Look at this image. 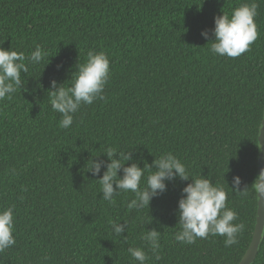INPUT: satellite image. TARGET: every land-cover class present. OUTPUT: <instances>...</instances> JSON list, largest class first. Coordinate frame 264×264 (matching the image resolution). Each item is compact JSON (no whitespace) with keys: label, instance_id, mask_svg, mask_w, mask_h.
<instances>
[{"label":"trees","instance_id":"obj_1","mask_svg":"<svg viewBox=\"0 0 264 264\" xmlns=\"http://www.w3.org/2000/svg\"><path fill=\"white\" fill-rule=\"evenodd\" d=\"M252 2L0 0L2 47L28 56L39 45L47 53L39 64L25 61L23 89L0 101V209L15 206L16 239L0 264H138L129 247L143 248L146 264L239 262L258 207L250 187L264 119V0H254L258 38L247 52L230 58L210 49L215 17ZM90 50L110 61L103 99L82 105L71 127L61 128L51 81L69 86ZM109 147L132 153L125 166L152 165L171 152L190 176L223 187L234 223L244 225L237 243L226 247L219 235L192 244L175 239L178 201L191 178L167 182L149 208L129 210L131 192L103 200L97 179L106 169L99 176L87 170L90 159L110 162ZM148 175L146 169L141 187ZM235 176L241 190L249 187L247 196L232 189ZM113 220L127 222L121 237L111 230ZM152 228L161 232L158 260L141 239ZM251 264H264V230Z\"/></svg>","mask_w":264,"mask_h":264},{"label":"clouds","instance_id":"obj_2","mask_svg":"<svg viewBox=\"0 0 264 264\" xmlns=\"http://www.w3.org/2000/svg\"><path fill=\"white\" fill-rule=\"evenodd\" d=\"M258 5L242 3L232 10L231 15L223 12L214 19L215 27L212 30L214 40L211 44V52L219 56L236 58L247 52L250 45L258 38L255 17ZM201 35L207 39L209 33L202 31ZM0 44V101H3L17 91L23 89L22 73L28 71L27 60L31 64H39L47 55L39 45L26 56L24 52L5 49ZM76 75L71 77L72 83L65 87L57 81H51L50 105L53 111L61 114L62 119L59 127L69 128L73 124L74 114L82 105H91L97 99H103L105 86L110 78V61L104 52L89 51L86 62L77 65ZM264 119L259 121L258 137L264 128ZM260 148V144L257 145ZM108 158L106 162L100 159H90L88 170L93 175L99 176L102 168L101 178L97 179L101 186L102 199L113 203L115 196L121 192H131L134 198L127 203L129 210L149 208L154 197L163 194L167 190V182L177 177L183 181L191 178L182 189V196L178 201V212L181 230L177 232L175 239L179 242L192 244L197 238L206 239L209 235L225 237L226 247L237 243V234L244 228L243 224H236L237 214L226 206L227 193L223 187L215 186L213 182L204 177L193 178L189 175L187 167L181 160L171 152L160 155L154 159L152 165L145 164L143 167L133 161L125 166L127 161L132 160V153L118 152L116 148L109 147L104 152ZM99 157V156H95ZM149 175L146 177V185L141 187V180L145 170ZM123 175H118L121 172ZM242 181L239 176L233 177L232 189L247 196L249 187L240 189ZM115 185V187H114ZM251 191L256 199L264 198V168L251 185ZM14 205L0 209V253L16 244L13 235L14 227ZM152 222V221H151ZM150 222V223H151ZM111 230L114 235L121 237L127 230V222L113 220ZM161 232L155 228L145 230L141 239L147 243L151 251L158 255L160 247ZM125 242L127 237H124ZM131 257L138 264H146L150 258L141 247H129L127 249ZM47 259V257H45Z\"/></svg>","mask_w":264,"mask_h":264},{"label":"water","instance_id":"obj_3","mask_svg":"<svg viewBox=\"0 0 264 264\" xmlns=\"http://www.w3.org/2000/svg\"><path fill=\"white\" fill-rule=\"evenodd\" d=\"M264 123V122H262ZM260 150L258 154V174L261 168H264V128L261 129V135L258 137ZM257 211L254 230L250 243L237 264H251L258 252L259 244L264 230V198L257 200Z\"/></svg>","mask_w":264,"mask_h":264}]
</instances>
